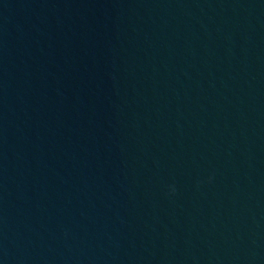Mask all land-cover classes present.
I'll return each instance as SVG.
<instances>
[{"label":"water","instance_id":"95a60500","mask_svg":"<svg viewBox=\"0 0 264 264\" xmlns=\"http://www.w3.org/2000/svg\"><path fill=\"white\" fill-rule=\"evenodd\" d=\"M9 264H264V0H0Z\"/></svg>","mask_w":264,"mask_h":264}]
</instances>
